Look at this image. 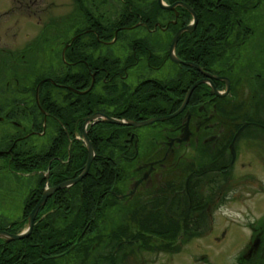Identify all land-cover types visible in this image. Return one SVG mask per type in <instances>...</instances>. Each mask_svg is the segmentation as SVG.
Masks as SVG:
<instances>
[{
    "label": "flooded vegetation",
    "instance_id": "1",
    "mask_svg": "<svg viewBox=\"0 0 264 264\" xmlns=\"http://www.w3.org/2000/svg\"><path fill=\"white\" fill-rule=\"evenodd\" d=\"M75 1L84 24L63 41L61 62L46 67L41 81H47L39 88L38 101L37 85L29 93L8 85L1 91L0 122L14 130L6 131L0 146V172L21 178L27 194L22 195L23 226L0 225V230H25L27 216L48 193L32 228L54 231L55 242L48 247L56 246L51 249L56 253L44 258L59 259L57 264L71 259L99 264L92 245L86 257V249L75 246L84 241L87 248L93 239L94 248L107 245L106 236L99 233L116 208L117 214L132 217L136 230H178L185 208L180 211V203L191 207L189 191L194 192L198 213L210 208L202 200V187H218L232 169L242 168L243 158L254 152V131L246 130L258 127L254 123L264 129L254 107L264 71L257 73L254 66V0L186 4L196 22L191 32L178 37L173 58V38L193 23L191 13L178 4L182 1L162 0L167 6L176 4L168 11L158 0H120L111 38L95 26V18L113 20L95 14L94 3ZM154 1L159 14L152 18L148 13L154 11ZM137 10L143 13H134ZM217 12V20L209 19ZM84 133L93 149L85 172ZM125 229L123 225L118 230Z\"/></svg>",
    "mask_w": 264,
    "mask_h": 264
},
{
    "label": "rangeland",
    "instance_id": "2",
    "mask_svg": "<svg viewBox=\"0 0 264 264\" xmlns=\"http://www.w3.org/2000/svg\"><path fill=\"white\" fill-rule=\"evenodd\" d=\"M86 1L91 5L94 3L95 7H91L97 9L95 14L110 20L121 12L120 0ZM137 5L139 6L138 3ZM91 7L87 5L85 8L91 11ZM83 18L75 0H22L21 3L0 0V100L4 97L1 91L7 88L6 85L29 93L28 89L32 88L36 76H44L48 73L46 67L60 63L59 52L63 41L72 36L75 26L80 28L84 24ZM256 18L259 19L257 22ZM61 24L69 25L61 28ZM254 32V58L257 62L254 66L259 69L258 72L254 71L262 73L264 0H254ZM263 86L264 82L261 81L260 91L257 90L259 93H254V107L259 116L257 122L262 124ZM261 127L263 126L258 124L253 130L252 127L246 130L254 131V152L243 158L244 166L232 169L218 187H202L200 194L205 196H202V200L209 203L208 210L205 208L200 214L197 212L193 215L190 209L187 210L186 201L184 204L180 203V211L185 206L184 215H180L177 222L178 233L172 242L168 241L169 235L162 234L161 230L156 235L143 232L142 236L139 235L140 240H137L136 225L132 223V217L128 218L125 213L117 214L116 208L115 213L108 214V220L103 223L99 233V236H106L108 244L94 248L93 239V244L89 241L87 248L83 241L78 246L79 249H86L82 251L86 252L91 250L92 245V254L99 258V264L102 259H107L103 264H254V261L258 262L256 253L259 249L262 250L264 260V238L257 229L262 226L264 219V129ZM13 130L7 123L0 122V146L8 137L6 131ZM249 145L252 147L251 143ZM21 181L16 175L0 172V225L20 221L22 227L25 222L21 216V203L23 192H27ZM190 217L195 220H189ZM183 220L190 221L189 231L180 234ZM123 225L126 227L125 231L135 238L122 239L127 242L122 248L116 249L114 255H117V260L114 262L115 259L113 261L111 258L116 240H110L108 236ZM257 238L258 248L248 255ZM90 252L87 251L82 257L91 255ZM69 259L67 257L65 260ZM72 261V264H87L86 259L78 263L71 259L67 264Z\"/></svg>",
    "mask_w": 264,
    "mask_h": 264
},
{
    "label": "trees",
    "instance_id": "3",
    "mask_svg": "<svg viewBox=\"0 0 264 264\" xmlns=\"http://www.w3.org/2000/svg\"><path fill=\"white\" fill-rule=\"evenodd\" d=\"M21 1L22 0H18V1L13 0L12 2L21 3ZM165 1L168 3H171L175 0H165ZM179 1H182L183 3L188 4V5H192L194 2L193 0H179ZM211 1L212 0H195L196 3H200V2L210 3ZM153 3L155 4L153 7L154 11H152V9H151L150 12L148 13V16L155 18L157 16V14H159V12H157V11H159V8L156 5V1H154ZM125 12H126L125 14H127L126 10H125ZM134 13H137L139 15V14H142L143 12L137 10ZM219 17H220V14L217 12L215 14H211L209 16V19L214 18L215 20H217ZM117 18H119V17H117ZM117 18L115 20H113L112 22H110V21L106 22L105 21V23H103L100 19L95 18V26L98 27L99 30H102L103 32H105L104 34L109 33V38H111L112 37V31L117 26ZM127 18H129V17L127 16ZM185 18H187V16H185ZM124 21H126L125 18H124ZM77 32L78 31L75 29L72 36L73 35L75 36L77 34ZM66 42H67V40H66ZM73 45L74 44L71 43L70 47H73ZM64 75H65V73L62 76H64ZM43 77L44 76H40V77L36 76V79H35L33 86L35 87L38 84V82H40L42 80ZM67 77L70 78L71 81H73V79H74V76H70L69 74L67 75ZM44 85L48 86V84H44ZM44 90H45L44 87H42L40 90V99L43 98ZM32 95H34V89L32 91ZM77 98H79V96H77ZM82 98L83 99L88 98V94L82 96ZM65 144H66V142H65ZM83 162H84V159H83ZM16 169L22 173L27 172L26 170H23L21 167L20 168L18 167ZM90 180H91V176L89 175L88 179H87L88 183H90ZM189 192H190V196H192V199H191L192 201L190 203L191 207L190 208L187 207V210L190 209L191 212H193V211L197 212L198 210L195 206L196 203L194 205V202H193V200H195L194 192H192V191H189ZM201 203H202V201H200L199 205ZM201 205H203V204H201ZM202 210H204V209L200 208V212H202ZM190 219L192 221L195 220V219L193 220V218H191V217L189 218V220ZM185 220H183V224H181L182 227L180 229V231H181L180 234H182V233L185 234L189 231L188 229H189V222L190 221L185 222ZM261 225L262 226L259 227V229H262V230H259V232L261 233L262 238H264V219L262 220ZM8 226L21 228V224L19 222L18 223L14 222V223L8 224ZM6 231L13 233V234L20 232V230H6ZM55 231H57V230H55ZM161 231H162V234H166V235L168 234L169 235L168 241H171V242L173 241L174 237L178 233V230H161ZM53 232H54L53 230H33V232L27 238H24L21 240L10 241L8 243L4 242L3 240H0V264H57L59 262V259L57 260L54 258H48V259L44 258V256L47 255V253L48 254L56 253V251L51 250V249H55L56 246L48 247L49 245H52L55 242L54 241L55 235L53 234ZM143 232L148 233V234H152V235H156L159 231L158 230H137V232H136V239L137 240H140L139 235L142 236L141 233H143ZM130 234H131L130 232L127 233L125 230H113L110 233L111 238L116 240V241H114L113 249L117 246L118 242L123 241L122 239H124V238H129V239L135 238L134 236H130ZM133 241L136 242V240H133ZM74 242H75V240H73L70 244H73ZM82 242L83 241H81L79 244H77L75 246V250L79 249L78 246H80ZM171 242H170V244H171ZM123 244H125V243H122L119 246V249L122 248ZM129 244H131V243H129ZM261 253H262V250L259 249L257 251L256 255L258 257V262L260 264H263L264 263V260L262 259L263 254L261 255ZM116 256H117L116 254L114 256L112 255L111 260L114 261V259H115L114 262H116V260H117ZM258 262L254 261V264H258Z\"/></svg>",
    "mask_w": 264,
    "mask_h": 264
},
{
    "label": "water",
    "instance_id": "4",
    "mask_svg": "<svg viewBox=\"0 0 264 264\" xmlns=\"http://www.w3.org/2000/svg\"><path fill=\"white\" fill-rule=\"evenodd\" d=\"M180 6H183L184 8H186L190 13L191 15L193 16V23L182 28L176 35L175 37L173 38L172 40V43H171V46H170V56L173 58V49H174V46L177 42V39L178 37L183 33V32H191L193 27H194V24L196 22V15L195 13L192 11V9L184 4V3H178ZM158 5L162 8V9H165V10H168V11H171V10H174L176 4H173V5H170V6H167L163 3L162 0H158ZM47 80H43V81H40L37 86H36V100L38 101V94H39V88L41 86V84H43L44 82H46ZM197 83L194 84L193 86H191L190 90L188 93H190L195 87H196ZM171 117V116H170ZM163 119H167V117L165 118H157V119H152V120H149V121H146V122H143V123H137V124H134V125H146V124H149V123H152L154 121H158V120H163ZM1 120V118H0ZM106 121L109 122V123H116V124H122L121 122H118V121H115V120H112L110 118H106ZM254 126H258V124L254 123ZM246 127V124H244L243 126H241L237 132V134L235 135L234 137V140L235 138L237 137V135ZM84 141L86 143V146L88 148V160H87V163L85 164V171H87L88 169V166H89V163L91 161V158L93 157V149H92V146H91V143L89 142L88 138L86 137V134L84 133ZM81 179V177H78L77 179H75L73 181L74 182H77ZM69 184V183H68ZM65 186V185H64ZM62 187V186H60ZM48 193H44L40 199V201L36 204V206L34 207V209L29 213V215L27 216L26 220H27V228L25 230H23L22 232L20 233H17V234H12V233H9L5 230H0V238H3L5 242H10V241H16V240H21V239H24V238H27L31 232H32V228H33V225H34V219H35V215L39 209V207L44 203L45 199H46V196H47ZM259 246V239L257 238L256 241L254 242V244L252 245V248L249 250L248 252V255H250L252 253L253 250L257 249Z\"/></svg>",
    "mask_w": 264,
    "mask_h": 264
}]
</instances>
